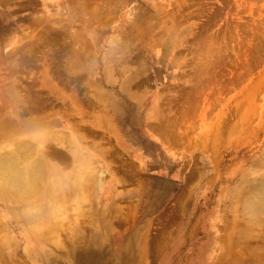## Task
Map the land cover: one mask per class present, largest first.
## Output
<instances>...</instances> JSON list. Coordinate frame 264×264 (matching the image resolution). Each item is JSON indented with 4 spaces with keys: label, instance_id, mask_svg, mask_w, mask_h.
<instances>
[{
    "label": "rangeland",
    "instance_id": "374dc122",
    "mask_svg": "<svg viewBox=\"0 0 264 264\" xmlns=\"http://www.w3.org/2000/svg\"><path fill=\"white\" fill-rule=\"evenodd\" d=\"M125 1L0 0V119L57 120L105 174L37 222L0 200V264H208L217 219L264 178V0Z\"/></svg>",
    "mask_w": 264,
    "mask_h": 264
},
{
    "label": "bare ground",
    "instance_id": "6f19581e",
    "mask_svg": "<svg viewBox=\"0 0 264 264\" xmlns=\"http://www.w3.org/2000/svg\"><path fill=\"white\" fill-rule=\"evenodd\" d=\"M123 4L131 7L125 0ZM134 12L135 15L127 13L133 22L131 30L136 35L145 33L147 28L143 26L148 19L143 12ZM53 122L57 123V120H48L49 129L33 134L34 122H31L33 129L28 122L20 129L14 121L6 117L0 119V200L6 215L13 213V216L25 219L24 224L29 223L28 219L37 222L43 218L45 197L50 202H58V198L70 192L84 197L88 185L93 183L101 187L105 184V174L93 156L94 152L91 148L81 147L82 137L75 135L67 141L62 131L51 127ZM54 142L63 146L68 144L70 164L52 161L48 144ZM97 153L99 155L98 150ZM68 165L73 170L71 177L63 173ZM234 203L232 211L217 219L214 253L211 260H207L208 264H264V178L246 185ZM58 213L55 211L54 215ZM3 223L0 226L7 225ZM34 228L42 230L45 225Z\"/></svg>",
    "mask_w": 264,
    "mask_h": 264
}]
</instances>
